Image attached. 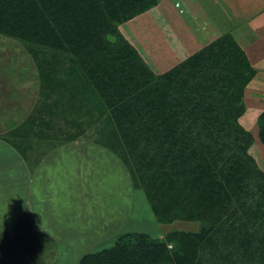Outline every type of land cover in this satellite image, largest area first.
Segmentation results:
<instances>
[{
  "label": "trees",
  "instance_id": "1",
  "mask_svg": "<svg viewBox=\"0 0 264 264\" xmlns=\"http://www.w3.org/2000/svg\"><path fill=\"white\" fill-rule=\"evenodd\" d=\"M159 1L0 0V35L22 44L38 77L35 104L4 139L31 164V134L53 147L91 136L156 221L199 222L162 237L122 231L78 264H264V170L238 121L257 70L227 31L156 73L118 26ZM256 126L264 145V110ZM15 227L0 233V264L37 250L28 212Z\"/></svg>",
  "mask_w": 264,
  "mask_h": 264
},
{
  "label": "rangeland",
  "instance_id": "2",
  "mask_svg": "<svg viewBox=\"0 0 264 264\" xmlns=\"http://www.w3.org/2000/svg\"><path fill=\"white\" fill-rule=\"evenodd\" d=\"M215 1L200 4L204 9L212 8L217 18L222 8ZM165 2V7H152L118 26L156 73L192 52L182 37L185 25H174L178 20L172 18L170 1ZM225 19L220 24L213 21V28L219 31L223 25L227 27ZM36 73L22 44L0 35V81L5 83L4 79L12 76V111H17L12 127L30 113L38 98ZM28 75L25 85L23 80ZM249 95L238 121L254 134L248 153L264 170V145L256 133V115L263 111L264 100L250 101ZM10 130L0 127V233L6 231L13 236L17 220L26 212L42 233L41 238L34 239L37 250L22 260L17 258V264H78L82 254L111 245L125 230L162 237L175 229H198V221H156L143 190L134 188L119 157L94 142L93 137L80 136L74 142L53 147L31 134L32 151L40 156L30 164L13 146L8 149L4 136ZM86 133L93 132L88 128Z\"/></svg>",
  "mask_w": 264,
  "mask_h": 264
},
{
  "label": "crops",
  "instance_id": "3",
  "mask_svg": "<svg viewBox=\"0 0 264 264\" xmlns=\"http://www.w3.org/2000/svg\"><path fill=\"white\" fill-rule=\"evenodd\" d=\"M165 1L160 0L154 7L162 4L165 7ZM169 1L168 7L172 11V18L178 20L176 23L173 22L174 25L180 22L186 27L185 35L183 34L182 37L184 43L192 49L189 55L221 34L227 31L231 32L246 52L251 65L257 70L245 88L244 99H247L249 92L250 101L264 100V0H217L222 8V12L220 15L217 14V18H214L212 8L206 7L204 9L202 7L201 4L204 1L209 3L208 0ZM210 1L216 2L215 0ZM223 19H225L223 22H226L228 26L224 27L223 25V28L219 31L214 29L213 21L220 24ZM29 75L25 76L23 84L26 85L29 81ZM8 78L11 79H4L5 83L0 81V127H7L10 130L12 129V117L15 118L17 111H12V76ZM7 143L9 144L8 149L12 148V145L9 142Z\"/></svg>",
  "mask_w": 264,
  "mask_h": 264
},
{
  "label": "water",
  "instance_id": "4",
  "mask_svg": "<svg viewBox=\"0 0 264 264\" xmlns=\"http://www.w3.org/2000/svg\"><path fill=\"white\" fill-rule=\"evenodd\" d=\"M107 38H108L110 41H115V37L112 36L111 34H108V35H107Z\"/></svg>",
  "mask_w": 264,
  "mask_h": 264
}]
</instances>
